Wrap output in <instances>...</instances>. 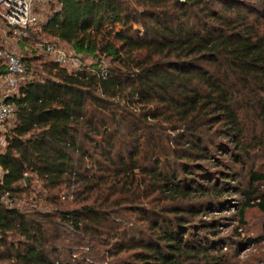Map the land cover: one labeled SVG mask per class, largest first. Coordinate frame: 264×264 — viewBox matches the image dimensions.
Instances as JSON below:
<instances>
[{"label": "trees", "instance_id": "trees-1", "mask_svg": "<svg viewBox=\"0 0 264 264\" xmlns=\"http://www.w3.org/2000/svg\"><path fill=\"white\" fill-rule=\"evenodd\" d=\"M254 3H48L20 36L27 80L6 99L15 119L0 132V264H235L260 243L241 235L247 210L264 213V173L251 169L233 197L236 170L264 154ZM39 33L93 62L68 71L43 59L29 43ZM233 200L240 231L229 239L222 212ZM249 261L264 264V252Z\"/></svg>", "mask_w": 264, "mask_h": 264}, {"label": "rangeland", "instance_id": "rangeland-1", "mask_svg": "<svg viewBox=\"0 0 264 264\" xmlns=\"http://www.w3.org/2000/svg\"><path fill=\"white\" fill-rule=\"evenodd\" d=\"M256 3H254V0H251L252 3H254V6H257L258 8H260V10H262V14L264 12V0H255ZM49 2V0H48ZM53 3H55V0H53ZM54 5V4H53ZM52 7H49V4H46L45 2H41L38 5V8L36 9V12L38 14V18H39V24H41L43 22V20L45 19V15L47 13L50 12V9ZM14 32V31H13ZM24 32V30H22V32L18 31L17 33H8L7 28L4 24V21L0 18V43H4L5 46L9 47L11 50L15 51V53L17 55H19L20 57L24 56V52L21 41H20V36L22 35V33ZM57 41L59 42V45L66 50L67 55L68 56H77L80 60V64L78 65L77 62V69L81 66L84 65H89L91 64L93 61L89 56L84 57L83 55H79L74 53V51L72 50V48L70 46H67L66 44H64L62 41H60L57 38H52L48 37L46 35H43L41 33L36 34V36L33 38V40H30L29 43L32 44V46H30L31 51H36L37 55H41V57H43V59L45 60H50V56L45 54L43 51L40 50L39 45L40 44H44L45 42H50V41ZM30 45V44H28ZM35 48V49H34ZM27 54H29L28 51H26ZM102 65H106L107 62L106 60H103ZM74 70V69H73ZM72 70V71H73ZM30 75V74H29ZM31 77V76H29ZM28 77V78H29ZM17 80H18V85L22 82H24L25 80H27V75L26 72L21 75V76H17ZM3 84V83H0ZM6 90V89H4ZM3 90V92H4ZM1 140V138H0ZM1 168V167H0ZM253 169L256 171H261L264 173V154L261 153H257V155H255V157H253L251 160L246 161V165L245 167H241L239 166V169L236 170V178L237 181L240 182V189L238 191V195L233 196L234 198H237L239 200H241V196L240 194L246 190L248 188L249 185V181H248V172ZM0 177H2V170H0ZM37 183L34 182V185H36ZM237 185V184H236ZM259 187L262 190H264V184L263 185H259L256 184L255 187ZM257 187V188H258ZM18 203L22 206H24V200L22 198L18 199ZM235 204L236 201H232V203H230L227 206V211L222 212V215H224L225 217L222 219V223H221V230L224 235H228L229 239L231 238H238L236 236L235 232V228L238 227V231H240V223L238 222L237 217H234V214L237 212L236 208H235ZM230 206H234V207H230ZM245 222H246V227L243 228V232L241 237H245V236H251V237H258L261 241L260 243H258L257 245H253L250 246L247 249H244L245 247H242L240 250V253H237L238 257L237 259L233 260V262L235 264H238L240 261L247 264L249 263V258L257 253H263L264 252V213L259 212L257 209H249L246 211L245 214ZM228 246H230V244H228Z\"/></svg>", "mask_w": 264, "mask_h": 264}, {"label": "built area", "instance_id": "built-area-1", "mask_svg": "<svg viewBox=\"0 0 264 264\" xmlns=\"http://www.w3.org/2000/svg\"><path fill=\"white\" fill-rule=\"evenodd\" d=\"M45 1L48 4L52 0L49 2L48 0H0V18L4 21L8 33L13 31L17 33L18 31L22 32V30L26 31L28 28L35 29L38 27L40 20L36 9L41 2ZM39 48L49 55L53 62L64 65L68 71H72L80 64L76 55H67L66 50L59 45L58 40L40 44ZM25 72L26 67L21 57L0 43V83H3L0 84V132L6 131L14 123L15 109L13 105L6 102V99L16 92L18 87L17 76H21ZM0 138L1 148L4 145V139L3 136Z\"/></svg>", "mask_w": 264, "mask_h": 264}, {"label": "crops", "instance_id": "crops-1", "mask_svg": "<svg viewBox=\"0 0 264 264\" xmlns=\"http://www.w3.org/2000/svg\"><path fill=\"white\" fill-rule=\"evenodd\" d=\"M9 33H14V32H9ZM1 44H3L4 46H5V44L4 43H1ZM5 47H7V46H5ZM8 49H10L9 47H7Z\"/></svg>", "mask_w": 264, "mask_h": 264}]
</instances>
